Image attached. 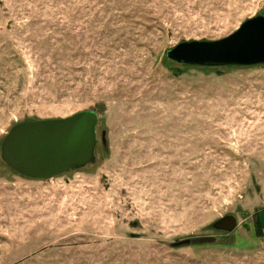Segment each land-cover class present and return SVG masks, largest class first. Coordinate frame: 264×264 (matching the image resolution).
Masks as SVG:
<instances>
[{
	"label": "rangeland",
	"instance_id": "374dc122",
	"mask_svg": "<svg viewBox=\"0 0 264 264\" xmlns=\"http://www.w3.org/2000/svg\"><path fill=\"white\" fill-rule=\"evenodd\" d=\"M259 15L264 0H0V146L29 118L99 116L94 166L36 180L0 158V264H264V66L166 60ZM228 215L232 234L212 229Z\"/></svg>",
	"mask_w": 264,
	"mask_h": 264
},
{
	"label": "water",
	"instance_id": "95a60500",
	"mask_svg": "<svg viewBox=\"0 0 264 264\" xmlns=\"http://www.w3.org/2000/svg\"><path fill=\"white\" fill-rule=\"evenodd\" d=\"M166 58L179 65L201 68L264 66V16L245 22L237 32L216 42H184L171 49ZM99 116L90 110L66 119L39 120L29 118L14 125L0 146V158L12 171L36 180H50L98 161L97 129ZM101 142L107 146L106 132ZM264 230V211L260 213ZM237 219L228 215L212 225L218 232L232 234ZM215 238H195L173 245L213 244Z\"/></svg>",
	"mask_w": 264,
	"mask_h": 264
},
{
	"label": "trees",
	"instance_id": "16d2710c",
	"mask_svg": "<svg viewBox=\"0 0 264 264\" xmlns=\"http://www.w3.org/2000/svg\"><path fill=\"white\" fill-rule=\"evenodd\" d=\"M166 60L167 61H169L167 58H166ZM169 62H171V61H169ZM171 63H174V62H171ZM174 64H176V63H174ZM177 65H179V64H177ZM180 66H183V67H186V68H195V69H216V70H221V69H232V68H242V67H223V68H201V67H190V66H185V65H180ZM11 170V169H10ZM12 171V170H11ZM14 172V171H13ZM15 173V172H14ZM15 174H17V173H15ZM18 175V174H17ZM19 176H21V175H19ZM23 177V176H22ZM24 178H26V177H24ZM257 231H259L258 233H264L263 231H262V229H261V226H260V224H259V220H258V222H257ZM260 236H261V234H260Z\"/></svg>",
	"mask_w": 264,
	"mask_h": 264
},
{
	"label": "flooded vegetation",
	"instance_id": "af4514ba",
	"mask_svg": "<svg viewBox=\"0 0 264 264\" xmlns=\"http://www.w3.org/2000/svg\"><path fill=\"white\" fill-rule=\"evenodd\" d=\"M258 220H259V224H260V226H261V229H262V231L264 232V230H263V228H262V225H261V222H260V215H259V217H258ZM256 227H257V224H256Z\"/></svg>",
	"mask_w": 264,
	"mask_h": 264
}]
</instances>
